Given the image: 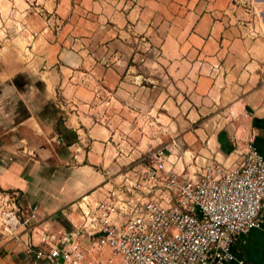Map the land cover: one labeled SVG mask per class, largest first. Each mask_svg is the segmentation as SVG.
<instances>
[{
	"label": "crops",
	"instance_id": "obj_1",
	"mask_svg": "<svg viewBox=\"0 0 264 264\" xmlns=\"http://www.w3.org/2000/svg\"><path fill=\"white\" fill-rule=\"evenodd\" d=\"M249 9L254 17L233 3L229 7V0H0V32L17 28L24 30L20 35L24 38L33 31L36 44L41 40L48 46L44 60L50 62L49 69L38 76L45 93L41 105L64 112L56 119L40 117L38 107L26 100L6 105L16 92L31 96L27 88L20 93L10 85L23 69L10 62L0 71V113H4L0 132L11 133L14 139L0 141V192L20 189L24 206H39L21 240H5L9 251L22 253L19 259L14 255L13 264H28L25 241L45 245L46 237L55 244L67 230L75 231L80 199L101 198L121 180L122 175L111 176L120 169L112 165V156L118 153L113 142L120 134L109 126L120 124L125 113L111 109L106 113L109 100L101 95L113 96L125 109L131 100L137 110H150L151 120L166 118L165 129L171 134L173 125H185L181 129L188 132L183 138L191 145L198 142L196 152L211 149V157L227 165L239 162L250 136L264 157V0H254ZM82 12L92 20L87 28L102 30L104 38L99 41L92 34L76 41L101 43V56L61 51L64 44L74 43L73 35L84 33ZM127 30L148 36L150 50L157 48L146 58L145 72L127 66L140 56L125 52L131 45L137 48L136 38ZM100 59L107 63H98ZM146 78L151 80L149 87L142 85ZM144 93H150L148 107L143 105ZM60 121L78 135L72 145L62 137ZM86 139L88 150L83 148ZM205 140L208 147L200 145ZM54 230L61 235L58 240L48 233ZM232 251L234 260L228 264H264V220L260 228L239 235Z\"/></svg>",
	"mask_w": 264,
	"mask_h": 264
},
{
	"label": "built area",
	"instance_id": "obj_2",
	"mask_svg": "<svg viewBox=\"0 0 264 264\" xmlns=\"http://www.w3.org/2000/svg\"><path fill=\"white\" fill-rule=\"evenodd\" d=\"M177 147L173 140L150 150L127 167L101 198H81L80 221L71 236L65 232L55 244L46 237L45 245L25 241V261L228 264L234 260L238 236L260 228L264 220V157L254 136L248 138L239 162L229 165L214 156L178 170L177 161H172ZM21 200L20 189L0 192V238L19 241L36 220L39 206H24Z\"/></svg>",
	"mask_w": 264,
	"mask_h": 264
},
{
	"label": "rangeland",
	"instance_id": "obj_3",
	"mask_svg": "<svg viewBox=\"0 0 264 264\" xmlns=\"http://www.w3.org/2000/svg\"><path fill=\"white\" fill-rule=\"evenodd\" d=\"M254 0H229V7H232V3L240 10L245 12L248 15H253V13L250 12V6L253 4ZM254 6V5H253ZM249 7V8H248ZM255 12V16L256 11ZM79 13L80 18L84 15V33L80 34L81 36H75L73 35V44L71 45H63L61 46V51H70V52H82V53H89L91 55L98 54L99 56L102 55L103 52V45L101 43L91 44L87 41H83L82 43L79 41H76V38L84 39L86 40L87 36H98V40L103 39L102 36L103 32L100 30H97L95 27L87 28L88 21L92 22V20L88 17L86 13ZM244 16V15H243ZM240 20H244L242 18H239ZM81 22V21H80ZM24 31V30H23ZM23 31L21 29H15L10 28L3 30L0 32V71L6 67L8 64H14V66L18 67V70L23 69V73L18 74L15 78L12 79V83L10 82V85H14L20 93L22 92V88H24L27 91H29V95L31 98H25L23 96H20L16 91V93L10 97H8L6 100L9 105L12 102H15V105H18V102H23L26 100L27 102L32 103L33 105H36L38 108L36 109V114L40 117L49 116V117H55L56 119H60L63 117L64 112H58L56 109L49 108V105L47 107H44L41 105V103L44 101L45 93L42 88V84L39 82V75L40 73H44L45 71H48L49 69V63L48 61L44 60V57H47V55L50 53V50L46 47V45L41 44V40L38 41L36 44L34 35L35 32L29 31L33 33L31 36L30 33L26 37H21ZM58 31H62V28ZM88 31V33L86 32ZM95 32V33H91ZM127 32L136 38V44L137 48L134 50V46L131 45L126 49L125 52H137V56H139V59L131 58V60L128 62L127 66L128 68L137 67L140 71L145 72V63H147L146 58L150 56L151 53H157V48L153 47L152 50H150V42L149 38L146 35L142 36H136L131 30H127ZM59 33V32H58ZM82 33V32H79ZM64 34V33H62ZM58 35V34H56ZM66 37L70 36L71 33L65 34ZM29 38L28 43L27 39ZM75 39V40H74ZM133 39V38H128ZM99 40V41H100ZM139 53V54H138ZM32 54V55H31ZM146 61V62H145ZM4 62V65H3ZM11 62V63H10ZM98 63H101L105 65L107 62H104L102 59L98 61ZM58 64V62L56 63ZM60 64V63H59ZM58 64V65H59ZM9 66V65H8ZM35 70V73L32 70ZM144 81V82H143ZM150 79L146 78L142 80V85L149 87L150 86ZM39 82V83H38ZM141 82V81H140ZM9 83H5L4 85H8ZM145 93L142 95L143 99V105L148 107L150 105V93ZM24 95V94H22ZM104 97H107L109 100V103L106 104V113H108V110L111 109V112L113 113H125L124 118L121 120L120 124L117 125H110V128H115L116 131L119 132L120 135L117 136V138L114 140L113 144L116 150L118 151L116 156H112V165L114 163L116 165H119L120 169H116V171H112L111 176L112 178H117L120 175H122L126 168L134 164V162L145 153L149 152L150 150H155L159 148L163 144L172 143L173 140L177 141L178 147H177V153L174 154L172 161L176 162V165H179L180 169L182 170L183 167L186 168L187 164L188 167H191L193 164H195V161L198 160L200 164H203L207 159L211 158V149H209L210 153H201L196 152L194 149V146L198 144V142L193 145L190 144L189 141L183 138V135L188 132L186 128L183 126H176L173 125L174 131L171 134L166 129L169 127V124L164 121L166 118L165 116H159L163 121H156L151 120L149 116L151 115L150 110L144 109L143 112L140 110H137L134 106L132 101H128L126 104V109L118 103V100L116 101V98L111 96V98L104 94L100 96L101 99ZM129 100V99H128ZM101 107V106H100ZM19 108V107H18ZM22 110V108L20 109ZM160 113H164L165 110H163L162 107H160ZM104 113L103 107L100 108L98 111L99 116H102ZM1 114V113H0ZM26 114V113H25ZM4 115L2 113L0 116ZM27 115V114H26ZM22 117V114L21 116ZM174 117V116H173ZM180 123L184 124V119H178ZM165 122V123H163ZM179 127V129H177ZM4 126L1 127L3 129ZM166 128V129H165ZM190 129V128H189ZM165 130V131H164ZM5 131L0 132V141L6 140V142H9L11 139L10 134L8 135H2ZM200 143V142H199ZM84 150H88L89 143L88 140H85L84 143ZM202 146H209V141L205 140L202 141ZM60 150H64V146H61ZM186 154L184 155V153ZM177 157V159H176ZM182 158V159H181ZM180 159V160H179ZM193 161V164H192ZM117 167V166H116ZM114 167V168H116ZM122 179V177H121ZM59 221L60 219L57 218ZM63 224H67V222L63 221L61 222ZM68 229L73 230L72 225L69 226L67 224L66 226ZM50 230V229H48ZM56 231H49L48 233L56 234ZM61 238V235H55V238L53 240H58ZM7 239L0 238V242H3ZM9 242L5 241L4 245L0 248V264H13L14 261V255L16 254L17 258L22 256V253L19 251H9L6 247ZM19 259V258H18ZM20 261V260H19Z\"/></svg>",
	"mask_w": 264,
	"mask_h": 264
},
{
	"label": "trees",
	"instance_id": "obj_4",
	"mask_svg": "<svg viewBox=\"0 0 264 264\" xmlns=\"http://www.w3.org/2000/svg\"><path fill=\"white\" fill-rule=\"evenodd\" d=\"M58 126L62 137L64 136L63 138L67 141V145H72L78 140V135L76 134V132L66 129L62 124V121L59 122Z\"/></svg>",
	"mask_w": 264,
	"mask_h": 264
},
{
	"label": "water",
	"instance_id": "obj_5",
	"mask_svg": "<svg viewBox=\"0 0 264 264\" xmlns=\"http://www.w3.org/2000/svg\"><path fill=\"white\" fill-rule=\"evenodd\" d=\"M58 215H61V213H59ZM67 233L71 236V232L69 230H67Z\"/></svg>",
	"mask_w": 264,
	"mask_h": 264
}]
</instances>
